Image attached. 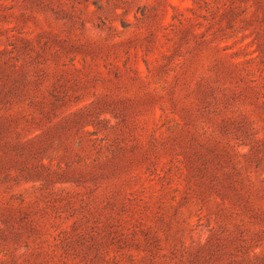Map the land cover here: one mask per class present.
I'll list each match as a JSON object with an SVG mask.
<instances>
[{"label":"rangeland","instance_id":"1","mask_svg":"<svg viewBox=\"0 0 264 264\" xmlns=\"http://www.w3.org/2000/svg\"><path fill=\"white\" fill-rule=\"evenodd\" d=\"M0 264H264V0H0Z\"/></svg>","mask_w":264,"mask_h":264}]
</instances>
